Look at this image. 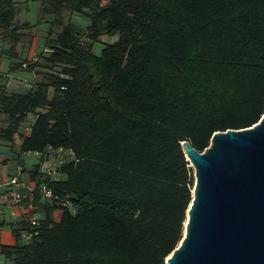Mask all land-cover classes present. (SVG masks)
Here are the masks:
<instances>
[{
	"label": "trees",
	"instance_id": "16d2710c",
	"mask_svg": "<svg viewBox=\"0 0 264 264\" xmlns=\"http://www.w3.org/2000/svg\"><path fill=\"white\" fill-rule=\"evenodd\" d=\"M30 1L36 25L53 16L49 53L14 61L19 29L31 25H15L16 0H0L7 71L44 70L21 92L0 84V139L11 141L34 114L22 151L71 148L77 160L62 167L65 177L45 182L71 195L75 213L42 204L37 234L0 252L13 264H165L194 185L181 143L203 151L216 131L251 127L264 113V0ZM67 12L89 24L67 21ZM103 33L117 39L98 55L78 43Z\"/></svg>",
	"mask_w": 264,
	"mask_h": 264
},
{
	"label": "water",
	"instance_id": "95a60500",
	"mask_svg": "<svg viewBox=\"0 0 264 264\" xmlns=\"http://www.w3.org/2000/svg\"><path fill=\"white\" fill-rule=\"evenodd\" d=\"M181 145L194 185L165 264H264V113L251 127L216 131L203 151Z\"/></svg>",
	"mask_w": 264,
	"mask_h": 264
},
{
	"label": "built area",
	"instance_id": "2783aa9c",
	"mask_svg": "<svg viewBox=\"0 0 264 264\" xmlns=\"http://www.w3.org/2000/svg\"><path fill=\"white\" fill-rule=\"evenodd\" d=\"M37 158L36 181L26 183L20 178L22 172L0 182V203L5 204L14 218L15 231L13 236L19 237L22 244L28 243L37 231L44 214L40 210L42 204H55L60 208L66 207L72 214L75 208L72 205L69 193H55L45 182L60 181L65 177L62 167L77 159L71 148L53 147L47 145L42 151H30ZM37 181H40L39 183ZM37 197V202L35 199ZM59 213V211H57ZM4 256L0 252V264H3Z\"/></svg>",
	"mask_w": 264,
	"mask_h": 264
},
{
	"label": "rangeland",
	"instance_id": "374dc122",
	"mask_svg": "<svg viewBox=\"0 0 264 264\" xmlns=\"http://www.w3.org/2000/svg\"><path fill=\"white\" fill-rule=\"evenodd\" d=\"M16 5L18 10L13 23L15 25L27 23L31 25V28L30 30L19 29V31L23 33L24 38L16 45L15 50L17 53V57L14 59V61H27L29 63L41 62L43 58L49 53V49L45 48V38L48 33L47 22H50L53 19V16L51 14L45 15L46 22L41 25H36L38 3L30 0H16ZM65 16L67 21H70L82 28H86V26L89 24L88 19L80 13L67 12ZM116 39V35L111 36L103 33L98 37L97 41H93L87 36H82L78 38V43L81 46L89 49L93 54L98 55L101 48L105 44L111 43ZM8 47L9 44L2 41L0 37V52H2L1 54L6 55L4 51ZM2 58L5 57L2 56ZM8 64L9 61H6L4 64L3 71L6 72H0V84H5L7 93L27 90L31 85H33L34 82L39 81L42 74H44V70L40 69L39 67H36L33 72H29L28 70L20 68V70H16L15 73H9L7 71L9 66ZM54 70L58 71L59 67H55ZM51 95L52 89L50 88L48 91V96L51 97ZM34 117V114H29L26 118V121L31 122ZM58 217L59 213H53L54 220H57ZM6 218L9 219L7 213ZM3 264H13V262L9 259H4Z\"/></svg>",
	"mask_w": 264,
	"mask_h": 264
},
{
	"label": "crops",
	"instance_id": "0c3cea01",
	"mask_svg": "<svg viewBox=\"0 0 264 264\" xmlns=\"http://www.w3.org/2000/svg\"><path fill=\"white\" fill-rule=\"evenodd\" d=\"M5 57V58H2ZM9 61L6 55L0 56V72L3 71L4 64ZM20 70V69H19ZM9 72V73H15ZM7 75V74H6ZM33 121V120H32ZM31 122H27L26 119L19 125L18 131L13 135L11 141L0 139V182L14 175L20 170V178L26 183H33L36 181V177L31 175V170L37 164V158L33 156L29 151L24 152L20 148L22 137L27 136L30 133ZM6 125L5 115L0 113V128ZM8 210V212H7ZM6 213L9 219L6 218ZM14 218L10 214L9 208L0 203V244L12 245L15 243V237L13 236L12 224Z\"/></svg>",
	"mask_w": 264,
	"mask_h": 264
},
{
	"label": "bare ground",
	"instance_id": "6f19581e",
	"mask_svg": "<svg viewBox=\"0 0 264 264\" xmlns=\"http://www.w3.org/2000/svg\"><path fill=\"white\" fill-rule=\"evenodd\" d=\"M183 233H184V230H183Z\"/></svg>",
	"mask_w": 264,
	"mask_h": 264
}]
</instances>
